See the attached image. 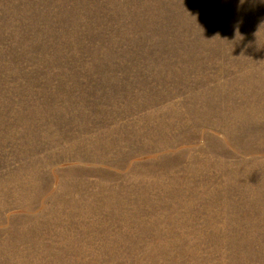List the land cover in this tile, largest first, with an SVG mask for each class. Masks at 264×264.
<instances>
[{"label": "rangeland", "instance_id": "obj_1", "mask_svg": "<svg viewBox=\"0 0 264 264\" xmlns=\"http://www.w3.org/2000/svg\"><path fill=\"white\" fill-rule=\"evenodd\" d=\"M0 264H264V0H0Z\"/></svg>", "mask_w": 264, "mask_h": 264}]
</instances>
